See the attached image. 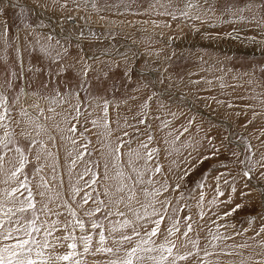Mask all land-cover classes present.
Listing matches in <instances>:
<instances>
[{
  "label": "rangeland",
  "instance_id": "374dc122",
  "mask_svg": "<svg viewBox=\"0 0 264 264\" xmlns=\"http://www.w3.org/2000/svg\"><path fill=\"white\" fill-rule=\"evenodd\" d=\"M190 1L198 15L177 12L176 1L94 0L95 7H85L67 0L62 8L65 0H0V93L7 98L0 138L10 134L7 147L0 144V204L18 208L33 192L35 212L17 216L41 229L32 233L37 264L66 254L71 243L83 254L73 258L80 264L123 259L137 245L144 259L134 257V264H157L161 256L167 259L160 264H264V235L257 236L264 226V45L250 30L264 24V1L183 2ZM17 146L25 167L9 180L19 167ZM217 148L213 159H203ZM41 176L49 182L43 188ZM138 178L143 182L134 184ZM17 180L29 188L13 201L5 193L19 188ZM237 204L244 207L224 215ZM160 216L158 233L145 235ZM0 218L7 224L3 211ZM77 218L84 229L73 228ZM93 220L104 228L93 230ZM124 220L128 226L120 227ZM109 222L117 231H108ZM101 231L104 246L120 248L118 256L95 252ZM83 235L92 236L90 253L83 252ZM124 235L132 240L118 244Z\"/></svg>",
  "mask_w": 264,
  "mask_h": 264
},
{
  "label": "snow or ice",
  "instance_id": "6c2138e0",
  "mask_svg": "<svg viewBox=\"0 0 264 264\" xmlns=\"http://www.w3.org/2000/svg\"><path fill=\"white\" fill-rule=\"evenodd\" d=\"M54 2H56V0H54ZM74 3L77 2V0H73ZM82 2L84 3L85 7H87L90 3H92V6L95 7L94 4V0H82ZM62 8H66L67 7V0H65V3L63 5H61ZM2 10V9H0ZM67 19H71V16H68ZM6 97H3V94L0 93V103H3L6 101ZM229 107H231V105H229ZM50 111H52L53 109H49ZM7 108L5 109V112H7ZM41 112H43V110L41 109ZM21 113L22 115L27 116L28 112L26 109H21ZM77 115H79L78 112V107H77ZM256 114L254 113V116ZM5 120V115L0 114V121ZM95 123V122H93ZM191 121H189V126L191 125ZM76 130V125H73L72 129L70 131H75ZM185 132L188 131V128L186 127L184 129ZM10 137V134L8 132H5V137L4 138H0V144H4L5 147H7V143L5 142V140L7 138ZM149 141L152 139L151 136L148 137ZM177 139H179V137H177ZM8 143L11 142L10 139L7 140ZM33 144L36 143L35 140L32 141ZM209 143H212V140L209 141ZM41 145H44V141H40ZM144 147H147V145H144ZM116 151H119V148L116 149ZM155 150H150L148 152L147 158L148 160L152 159V155L154 153ZM15 152L19 153V167H16L14 171H11L8 179L12 180L15 179L17 177V173H21L22 170L25 167V157L22 154V150L20 149V147H15ZM49 156L52 155L51 152L48 153ZM219 154V148H217V151L215 153H213L212 156H206L203 159L204 160H210L213 159L214 156ZM82 155V154H81ZM4 156H0V169L3 168V164H4ZM37 161H39L40 157L39 155L36 157ZM131 163V162H129ZM76 164V161L73 160L72 161V166L74 167ZM107 167V166H106ZM54 168V166H53ZM260 168H261V177H264V158H262V161L260 163ZM37 174H39V172L41 171L40 168H37L34 170ZM161 171L160 166H157L153 172L158 173ZM120 175H123L122 173ZM221 175H224V173H221ZM243 176L250 182L251 179L255 178L252 173L251 170L245 171L243 172ZM129 179H131V177H129ZM219 181V177L217 178ZM98 181H96L95 179V174L93 176L92 179V183H97ZM142 179H137L135 181H133L134 184L137 183H142ZM17 183L19 185V188H13L11 191H7L5 193L6 197L11 198L13 201H16L18 199V197L15 195V193H17L19 191L20 188H25L28 189L29 185L26 183V180H17ZM48 181L45 180V178L43 176L40 177V184L38 185V187H45L46 185H48ZM225 183H228L227 181H225ZM124 185L121 186L120 189H118V191L123 190ZM179 187V185H177V188ZM235 191V188H233V192ZM131 193L132 195L129 197V199H134L135 198V189H131ZM39 195L44 196V192H40ZM86 196L88 194H85ZM218 195L223 196L224 193L223 192H219L218 190ZM203 198V197H202ZM229 199H231V197H229ZM83 203L86 205L88 203V199H85L83 201ZM21 206L18 208H7V210L5 211L4 209V205L0 204V211L4 212V217H6L7 219V224L5 222L4 218H0V240H2L3 242L0 243V264H37V260L32 258V252H33V245L39 246V241H37L35 239V237H33L32 233L33 232H38L41 229L35 228V219L33 220H24L22 219L20 216H17V213H24L27 210H31L33 212H35V204L33 203V192L29 189L28 190V197L22 201H20ZM102 204V201H97L96 202V208L95 211L99 212L101 211L100 205ZM26 206V207H25ZM56 208H59L60 205H56ZM145 207V209L148 207L147 205L143 206ZM244 207L243 205L237 204L235 206V208L230 209V211L228 213H225L224 215H231L232 213H234L235 211H237L238 209ZM46 210L48 213L50 214H54V215H59L60 213L55 211V209L53 207H49L48 205H42V211ZM73 216H76L75 211H72L71 213ZM155 214V213H154ZM87 215L91 216L92 213L88 212ZM109 216L113 215V213L111 211H109L108 213ZM115 215L117 216H124L125 214L120 212L119 210H117V212L115 213ZM137 219H141V217L139 215H137ZM164 217L160 216L158 219H156L154 221L155 223V227L152 228L150 233H145V235L151 237L154 236L158 233L159 231V225L162 223ZM108 231L109 232H115L117 231V227L115 224H112L111 222ZM128 221L124 220L123 223L120 224V227H127L128 226ZM73 228L75 227H79L80 229H84V222L82 219L77 218L75 224L72 225ZM57 227L56 223L54 222L49 228L45 229V231H47L49 234L51 233L52 230H54ZM91 228L93 230L97 229V228H104V225L99 224L98 222H96L95 220L91 221ZM67 229V224L65 225V230ZM133 235L134 236H140V233L138 231H136L135 227H133ZM171 233V230H169ZM188 231H191V225H188ZM16 233H23V236L21 237H17L15 234ZM264 235V226L261 227V231L257 233V236H261ZM24 236L28 237L23 238ZM185 236H187V232L185 233ZM65 239H75L72 236H68ZM106 237L103 231L100 232V247H97L95 252L96 253H107L109 255H113L116 254L118 256V253L120 251V248H111V247H106L104 246V241H105ZM80 240L83 242V252L84 253H90L91 252V240H92V236L91 235H83L80 237ZM132 240V236H128V235H124L121 236L120 240L117 241L118 244H123L125 242L131 241ZM14 241V242H12ZM144 243H147V241H144ZM47 246V245H45ZM55 246L53 245V248ZM77 245L75 243H71L68 245V248L70 249L66 254L64 255H57L55 257H53L52 255H49L47 257L46 260L41 261V264H59L60 261H65L68 262V264H80L79 261H74V257H76L77 255H83L82 253H77L75 251ZM163 247V246H161ZM139 249V245H137L136 247H132L131 249H129L126 253V257L123 259H120L119 257L117 259L114 260H109L106 262V264H134L133 262V258L135 257L136 260L138 261H142L144 258L141 256L137 255ZM144 252H149V251H154V249H141ZM168 253L171 254L172 249L168 248L167 249ZM91 254H95V253H91ZM37 255H42L41 253H38ZM181 259H183V257H180ZM149 259H153L152 257H149ZM167 258L164 256L160 257V262L166 260ZM160 262H157V264H160ZM174 264V262H173Z\"/></svg>",
  "mask_w": 264,
  "mask_h": 264
},
{
  "label": "crops",
  "instance_id": "0c3cea01",
  "mask_svg": "<svg viewBox=\"0 0 264 264\" xmlns=\"http://www.w3.org/2000/svg\"><path fill=\"white\" fill-rule=\"evenodd\" d=\"M151 1H158V2H163V3H172V2H177V3H179V5H177V7H174V8H177L176 10H177V12L178 11H190V12H192V13H194V14H199V11H197L196 9H194V7L193 8H191V5H192V3L191 2H196V1H190L189 3H186V5L184 4L185 2H183V1H185V0H151ZM264 1V0H263ZM90 4H92V3H90ZM89 4V5H90ZM188 4H190L189 5V7H188V9H187V5ZM88 5V6H89ZM193 6V5H192ZM162 7H166V5L165 6H162ZM168 7H169V5H168ZM172 8H173V6H172ZM171 8V9H172ZM190 8V9H189ZM169 9H170V7H169ZM168 8H164V10H169ZM180 9V10H179ZM259 9H260V7H259ZM162 10H163V8H162ZM173 11V10H172ZM262 21H261V23H264V19H261ZM264 24H261V26H259V25H256V26H254V27H252L250 30H252L253 32H255L256 33V35H255V33H254V35L255 36H257V39L258 40H260L261 39V41H262V45H264V42H263V40H264V34H263V32H262V26H263ZM256 28L257 29H259V31H257L256 32ZM27 90V89H26ZM25 89H24V91H26ZM257 91H261V90H257ZM24 96L25 97H23V102H25V100H27V96H26V94L24 93ZM261 96V95H260ZM259 96V97H260ZM186 98V97H185ZM137 114V113H136ZM136 114H134V116L136 115Z\"/></svg>",
  "mask_w": 264,
  "mask_h": 264
}]
</instances>
